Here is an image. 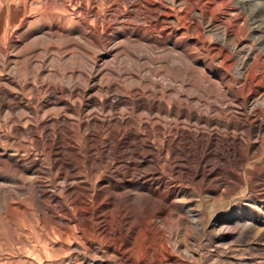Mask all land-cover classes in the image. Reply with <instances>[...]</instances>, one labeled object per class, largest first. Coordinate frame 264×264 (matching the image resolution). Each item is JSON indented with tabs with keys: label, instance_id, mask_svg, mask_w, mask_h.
<instances>
[{
	"label": "bare ground",
	"instance_id": "6f19581e",
	"mask_svg": "<svg viewBox=\"0 0 264 264\" xmlns=\"http://www.w3.org/2000/svg\"><path fill=\"white\" fill-rule=\"evenodd\" d=\"M122 1L123 9L118 2L105 0V9L102 7L101 12L93 0H14L9 6L0 8V36L10 31L7 40L10 45L20 48L19 53H25L26 46L33 43L61 45L64 39L68 41L76 34L78 40L99 52L93 62L90 60L89 75L75 66L69 69L67 77L58 79L56 72L46 66L49 62L46 64L44 57L36 61L27 57L23 60L25 66L19 67V62L17 65L9 62L12 58L7 47L2 46L0 171L11 177L1 179L0 199L4 201L15 195L16 188L11 186L14 176H33L27 178L30 183L23 186L27 188V196L38 204L44 194L43 186H39L41 179L55 170L59 180L58 192L65 195V199L59 212L54 211L56 206H50L45 209L48 214L39 213V220L41 224L49 221L50 231L56 235V245L62 253L78 252L85 263L95 264L93 260H96L97 264H157L158 258L160 261L173 260V253L179 249L176 242L170 243L173 228L175 234L183 232L188 238L198 234L208 237L212 244L222 249L238 244L248 245L255 235L253 206L257 205L254 202L257 196L254 189L264 184V177L257 172L251 176L248 171L249 166L255 163H251L250 158L259 156L264 150V66L259 63L260 57L251 56L253 45L246 41L245 33L249 21L257 25L251 29L252 32L259 31L260 24L264 25V6L253 7L246 17L236 15L235 10L229 11L234 14L232 21L228 17L218 21L222 29L213 44L206 45V49L209 55L214 53V59H221L222 68L214 73L205 68L209 75L201 73L202 82L199 83L203 99L175 91L168 85L151 82L148 86L140 79L126 89L108 79L100 70L103 67H120L118 65L125 61L119 58L127 56V46L133 58L140 60L143 55L140 49L144 43L170 47L175 54L178 53L171 57L181 68L194 71L193 65L205 67V63H199L191 50L203 51L206 31L201 25L206 18L209 22L213 21L217 2L212 0L208 5H202L199 15H195L194 11L202 0H185L193 12L183 16L182 21L188 19L194 25L183 24L178 28L175 16L171 22L160 21L157 9L162 10L165 18L171 15V11L165 10L164 6L154 8L152 0L146 1V12H153L154 16L141 17L133 12L121 16L120 12H126V8L138 7L133 0ZM241 2L251 4L250 0ZM219 3L231 10L230 0H220ZM111 8H114L110 12L113 15L105 16L104 13ZM118 25L127 26L130 31L123 36L115 35L114 40L120 39L115 45L117 48L107 49L109 38L102 39L98 33ZM77 27L89 29L90 33L83 34ZM157 28L162 30V38L153 43L133 31L142 33L146 29ZM169 32L173 36V44L165 40L170 37ZM259 39L253 38L255 41ZM242 52H247L243 58L240 57ZM15 58L18 59L17 55ZM180 67L176 68L178 73ZM120 70L117 76L122 78ZM80 77H85V80L81 81ZM185 83L181 81V88L185 87ZM234 83L241 85L238 91L245 94L244 99L233 94ZM15 96L20 100L12 102ZM157 97L160 99L156 100ZM237 116L242 119L236 120ZM48 140L52 147L47 148ZM129 147H133L134 151L121 153L122 149ZM133 156L142 160L153 157L157 175L168 176V172H173L177 183L187 184L188 188L201 187L211 207L221 203L224 197L229 200L238 188L247 200L237 209L228 206L224 214L212 211L204 217V213L194 207L192 195H170L168 191L159 193L152 190L149 182L133 181L132 162L122 173H118L116 166ZM103 170L111 171L112 176L101 177ZM147 174L154 172L148 169L141 172L143 178ZM117 177L122 180L120 184L113 185V178ZM125 178L129 179L124 181ZM126 188L128 191L125 194L119 193ZM110 196L116 203H109ZM199 199L202 200L201 196ZM167 203L176 208L178 215L165 237L154 232L153 227L157 216L167 210ZM109 207L113 209L108 210ZM101 218L108 227L101 233L111 243L105 252L101 242L97 247L93 245L97 239L95 220ZM116 234H121V237L116 238ZM139 236L140 249L136 243ZM166 241L171 250L164 248ZM139 251L140 260L136 258ZM147 253L151 257H147ZM119 254L121 258L117 257Z\"/></svg>",
	"mask_w": 264,
	"mask_h": 264
},
{
	"label": "rangeland",
	"instance_id": "374dc122",
	"mask_svg": "<svg viewBox=\"0 0 264 264\" xmlns=\"http://www.w3.org/2000/svg\"><path fill=\"white\" fill-rule=\"evenodd\" d=\"M13 1L14 0H7L5 3V0H3L2 1L3 3H2L0 0V8L2 6H9L11 4V2H13ZM16 1H18V0H16ZM82 1L85 2L86 0H82ZM108 1H111V0H108ZM112 1L118 2L119 3L118 5L120 6V8L123 9L122 7H124V3L122 0H112ZM146 1L147 0H133V4H135L139 8L138 7L126 8L127 11L126 12L121 11L120 15L121 16H127L129 12L130 13L133 12L132 14H134V13L139 14V15H141V17L146 16V15L149 17L154 16L155 14L153 12L151 14L146 12V7H147ZM152 1L154 2V8H158V6H161L163 8V6H164L165 10H167L168 12L171 11L170 12L171 15L168 18H165L163 16L162 10L157 9V17L160 19V21L163 22V21L167 20V21L171 22L172 17L175 16L178 19L177 25L180 26L178 28L183 27V24H186V26H193L194 25V23L189 21L188 19L185 20L184 22L182 21V19L184 18L183 16L189 14L190 12H193V8L191 7V5L185 4V0H165L166 2L164 0H152ZM210 1H212V0H202V4L197 5L198 9L196 12L194 11V14L199 15V12L202 9L201 7L208 5V3ZM215 1L217 2V5L215 6L216 9L214 8L215 13L213 12V16H214L213 21L209 22L208 18H206L202 22V25H201L203 31L204 32L206 31L204 33L205 36H204L203 51L200 52L198 50H191V53L195 54L196 57L198 58L199 63H205V67H202L200 65H193V68H195L194 71H190L189 69H187V67L181 68L180 65L178 64L177 60H174L171 57L172 55L176 56V54H178V53L176 52V54H175V51H172L169 49L170 47H167V46L164 47L162 44L156 45V46L151 44V46H150L149 43H144V44L142 43L143 44L141 47L142 49H140V50L142 51L143 55H142L140 60H136L133 58V55L130 52V48H127L128 47L127 46L126 47L127 50L125 49L127 56L124 55V57L122 56L119 58L120 60L125 61L122 64L118 65L120 67H118V68H117V66L116 67L112 66L113 68L108 67L109 70L107 67L106 68L103 67L100 70V72H102L103 75L107 76L108 79H110L112 81H116L121 87H124L126 89H128V87H127L128 85L136 84L139 82V79H140L141 80L140 82H142L148 86H151L150 84H152V83H156L157 85H162V86L168 85V86H171V88L175 89V91L179 90L182 93L189 94L192 97H198L199 96V97H203V99H205L204 94L202 93V88L200 87L201 84L199 83V82H202L201 81L202 80L201 73L209 75L208 71L211 73H214L217 69L222 68L220 65L221 59H219L217 57H215V59H214V56H213L214 53H211L209 55L207 53V49H206V45L208 43L213 44L215 36L218 34L220 29H222V27H221V25H219L218 21L220 19H223L224 17H228L227 19L233 20L234 14H230L229 11L235 10L234 12L236 15H241V16L246 17L247 14L250 12V10L253 9V7L264 6V0H250V2H251L250 5L245 4L244 2H241L242 0H230V9L231 10H228L226 7H223L220 5V3H219L220 0H215ZM93 2L95 5H98L99 10H100L99 12L102 11V9L104 8V5L106 4L105 0H98V1L93 0ZM1 3H2V5H1ZM137 9H140V10L137 12ZM112 10H114V8H111L109 11H106L104 13L105 16L108 17L109 14H112V13H110ZM2 11H4V8ZM226 15H228V16H226ZM119 21H122V20H119ZM191 23H193V24H191ZM141 24H142V22H141ZM255 26H257V25H255ZM255 26L250 21L248 22V30L245 33V39L247 42H249V44L253 45V50L251 52V56L254 54V55H257L258 57H260L261 61L259 63L261 66H264V25L260 24V28L258 29L259 31L252 32L251 29ZM125 27H127V26L118 25L116 27L115 26L112 27L113 29L112 28L109 30L102 29L98 33L99 36L102 37V39H108L109 38V41H108L109 45H107V49L115 50L117 48V46H115V45H117L118 42H120V39L114 40L115 35H116V37L117 36H123L127 32H129L130 29L128 27L127 28H125ZM77 29L80 30V32L82 31L83 34H85V33L88 34V31H89V29H80V27H77ZM133 31H135V33L137 32L138 34H140L144 38L151 40V43H153L154 41L156 42L158 38H162L161 34H160L162 30L160 28H157L156 30L148 29V31L146 29L142 33H139L138 30H133ZM145 32L148 34H146ZM89 33H90V31H89ZM110 33H112V34H110ZM191 33L192 32H190V35H191ZM6 34H8V37ZM9 35H10V31L8 33L6 32V33L1 34V36H0V51L3 47L8 48V49L6 48V50H7L8 54H10V57L12 58L9 61L10 63L17 65L19 62L18 66L24 67L25 64L23 63V60L25 58L29 57V59H31L32 61L33 60L36 61V60H39L40 57H44L45 63L47 64L49 62L46 66L49 69L52 68L51 70H54L56 72L58 79H62L63 77H67L69 69L71 70V68H73L75 66H79V69L82 70L85 75L86 74L89 75L88 70L90 69L91 61L93 62V58L99 54V52L97 53L96 50H94V49L88 47L86 44H84L83 41L78 40L77 34L72 36L68 41L66 39H64V42H62L61 45L60 44L56 45L54 43L51 44L50 42L49 43L44 42L43 44H41V43L28 44L26 46L27 51L25 53H19L20 48H17L16 46L9 44V40H7L9 38ZM20 35H21V33H20ZM110 38H112V39L110 40ZM253 38H256V39L260 38V39L258 41L257 40L255 41V40H253ZM165 40L167 41L168 44H173V36L171 35V33H170V37L166 38ZM84 45H86V46H84ZM149 46L151 49H149ZM156 48H158V49H156ZM162 48H164V49H162ZM74 49H75V51H74ZM76 49H77V52H76ZM161 49H162V51H161ZM168 49H169V51H168ZM120 51H121V49H120ZM168 53H170V54H168ZM246 53L247 52H242V54H240V57L241 58L245 57ZM206 54H207V56H206ZM16 55H17L18 59H16V58L14 59V57ZM30 57H32V58H30ZM70 57H72V58H70ZM166 59H168V60L166 61ZM108 60H110V59H108ZM56 61H58V62L55 65ZM20 62H22V63H20ZM51 63H53L55 66ZM59 63H60V65H59ZM100 64L101 63H98V65H100ZM143 65H144V67H143ZM168 66H170V67H168ZM177 66H179L181 69V70L179 69V73H178V71H176ZM189 67H190V65L188 66V68ZM205 68H208L207 72L205 71ZM119 70H120L119 73L121 75H123L122 78L117 76V72ZM151 70H152V72H151ZM58 72H60V73H58ZM130 73H132V74H130ZM134 73H136V74H134ZM80 79H81V81H84L85 77H82V78L80 77ZM115 79H117V80H115ZM180 79L184 83L186 82L185 87H183V88H181ZM145 81H147V82H145ZM165 83H167V84H165ZM197 83H199V86ZM233 85H234L233 86V94L244 99L245 94L244 93L240 94L238 91V89L241 87V85L235 84V83ZM187 89H188V91H187ZM159 99H160V97L156 98V100H159ZM19 100H20V98L18 96H15V97H13L12 102H17ZM191 107H193V105ZM240 119H242V118L239 116L236 117V120H240ZM249 121H250V119H249ZM154 122L157 123V121H154ZM190 129L194 130V128H190ZM200 133H201V131L198 132V134H200ZM48 147H52V143L50 140H48V143H47V148ZM133 149H134L133 147L132 148L129 147V149L128 148L122 149L121 153H130L131 151H134ZM32 158L39 160V158H37V157L32 156ZM250 162L251 163L255 162V163L251 164L249 166V168H248L249 175L252 176L254 173L257 172L261 177H264V150L261 152V154L259 156L251 157ZM128 163L132 164L130 168L132 169V172H133L132 173L133 181H135V182L140 181L141 183L142 182H149V184L152 185V187H151L152 190L155 192H159V193H164V192L168 191V193L170 195H173V194L177 195V196H179V195H183V196L192 195L194 207L196 206L197 209H200L204 213V217H207L209 214H211L212 211H215L218 214H224V213H226L225 208L228 206L232 207V209H237V208L241 207V205H243L245 203V201L247 200L246 197L242 196L241 191L238 188L232 192V194L229 196V200L224 197L221 199L222 200L221 203L220 202L215 203L214 204L215 207H211V204L208 203V201L206 200V198H205L206 194L203 192L201 187L192 186V188H188L187 184L177 183L175 180V176H174L173 172H171V173L168 172L167 173V174H169L168 176L157 175L155 173L156 171H154L157 168V166H156V162H155L153 157H148L146 160H142L136 156H133V157H131V160H125L121 164H118L116 166L118 173H122V171H124L126 168H128L127 167ZM160 168L162 170L166 171L165 168H163L161 166H160ZM116 169H112L111 171H117ZM145 169L151 170V172H154L155 175L154 174H147L145 176V178H143V175H141V172H143ZM111 171H109V173H108L107 170H103L100 173V176L104 177V178L107 176H112L110 174ZM55 173H56L55 170H51V171H49L48 175L42 177V179H41L42 184H39V186H43L42 190L44 191V194L42 196H40L38 204H37V202L32 201L29 196H27V194H26L27 188L24 187L25 185H28L30 183V181L27 178H33V176H30V177L27 176V178H23L21 175H17V176L13 177V181L11 183V186L13 189L16 188L15 189V191H16L15 195L11 199H7L4 201H2L0 199V264H93L90 262L85 263L82 259L83 256L82 255L79 256L78 252H75L73 250H71L68 255H65L64 253H62V251L56 245V243H57V237H55L56 235H54L50 231L51 226L49 225V221L46 220L47 221L46 224H41V222L39 220V213L42 212V213L48 214L47 212H45V209L50 207V206L51 207L56 206V208H54V211L59 212L61 209V206H62V202L65 199V195H60L58 192L59 180L57 179ZM9 177H11L10 174L3 172V171H0V185L2 184L1 179H6ZM128 179L129 178H125L124 181H127ZM113 180H114L113 185H115V184L118 185V184H120L122 179H121V177H117V178H113ZM20 181L22 184L20 183ZM92 182L91 183L94 185L95 180H93ZM212 185L216 186L217 184L212 183ZM13 186H15V187H13ZM216 188H219V186H216ZM95 191H96V189H95ZM126 191H128V188H126L125 190L119 191V193L125 194ZM222 192H223V190H222ZM254 192H256L255 195L257 196V198H256L257 200L254 201V202H256L257 205L253 206V215L255 217V220H254L255 221V223H254V227H255L254 228L255 229L254 238L250 241V243H248V245H239V244L238 245H232L228 249L227 248L226 249L225 248H223V249L219 248L218 246L212 244L209 241L210 238H208V237L206 238L200 234L195 235L191 238H188L187 236H185L183 232H178L175 234V230H173L174 228L172 229L171 226H172L174 220L177 219L178 213H177V210L175 207H173L172 205L167 203L166 204L167 210L162 212L161 214H159L157 216V219H156V222H155L153 229H154V232L160 234V236L164 235L166 237L167 233L170 231V228H171L172 232H173V236H172L170 243L176 242L179 245V249L177 252L173 253V257H174L173 260H166V261L161 260L160 261V258H158L157 264H264V184H262V186L261 185L257 186L254 189ZM94 194H96V192H94ZM200 196H201L202 200L199 199ZM25 198L27 200H25ZM109 203L110 204L116 203V201L114 200V198L112 196H110ZM229 203H231V204H229ZM29 205H31V206H29ZM24 209L27 211L28 214L26 213V211H24ZM112 209H113L112 207L108 208V210H112ZM166 213H169L170 215H166ZM30 215H32V216L29 217ZM47 217L49 218V215ZM103 220H104V218L95 220V229H96L95 238H97V239L94 241L93 245H94V247H97V244H99L101 242L100 245L103 248L102 249L103 252H105V249L111 243H108V239H107V237H105V234L101 233V231L108 229V227L104 223H102ZM18 222H19V224H18ZM20 223H21V225H20ZM26 230H28V231L26 232ZM108 232H109V230H108ZM121 234H124V233H121ZM121 234H116L115 235L116 238H120ZM136 243H137V247L140 249V247H142L140 236L137 238ZM116 244L118 246L117 241H116ZM164 248L171 250V245L169 244V242H167V241L165 242ZM52 250L54 251L53 253H52ZM120 252L122 253L123 250H121ZM138 254L139 255H136V258H139V260H140L141 259L140 251ZM117 257L121 258L122 256L119 254V255H117ZM147 257H151L149 253H147ZM93 261L95 264H97L96 260H93Z\"/></svg>",
	"mask_w": 264,
	"mask_h": 264
}]
</instances>
